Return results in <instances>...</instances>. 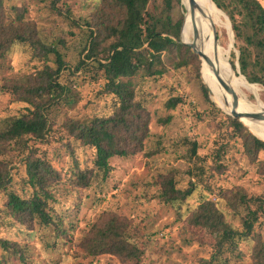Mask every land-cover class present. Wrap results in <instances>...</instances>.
<instances>
[{
	"label": "rangeland",
	"instance_id": "374dc122",
	"mask_svg": "<svg viewBox=\"0 0 264 264\" xmlns=\"http://www.w3.org/2000/svg\"><path fill=\"white\" fill-rule=\"evenodd\" d=\"M258 1L264 7V0ZM52 2L4 0L3 3L10 13L14 7H26L25 19L35 24L41 42L56 48L67 66L70 69L73 67L71 72L62 71L59 80L70 87L66 98L56 106L58 119L51 134L45 140L29 142L30 147H36L40 156L62 172L63 180L54 190V200L50 201L52 215L62 220L63 227L73 240L81 238L103 211L121 215L132 223L130 236L144 250L142 264H200L202 260L209 259L213 254L210 244L212 234L209 230L188 224L191 212L204 200H213L224 213L226 221L239 229L240 217L233 213L219 194L221 190L243 188L248 195H262L264 176L258 175L256 166L248 163L239 145L232 147L224 157L227 170L223 174L216 171L213 159L216 151L221 149V138H218L221 134L217 136L213 131V127L220 128V125L211 120L219 115L203 94L201 84H206L202 70L197 76L193 63L182 65L180 58L170 54L163 58L166 68L163 77L133 78L138 83L137 100L144 104L151 118V137L146 141L145 151L128 158H112V169L106 180L103 181L100 176L89 187L74 189L71 177L75 169L90 168L95 149L71 138L61 127V122L66 117L86 119L108 116L114 112L117 98L103 93L105 82L96 75L94 68H89L86 73L84 70L74 71L88 53L86 48L90 44L92 30L89 23L99 0H60L54 6ZM149 10L172 24L180 20L184 23L185 20L186 9L182 1L151 0ZM217 30L222 48L227 49L233 39L229 62L234 52V62L236 67L239 66V51L235 48L233 30L219 27ZM33 50L29 44L16 43L0 60V128L5 121L20 117L27 108H31L30 104L17 100L3 86L9 80L35 74L45 64L55 65L54 55L46 60L38 59ZM257 86L261 88L259 98L264 105V87ZM247 96L252 103H257L252 93ZM171 98L179 100L175 109L166 108ZM216 108L220 109L217 105ZM54 114L52 111L51 115ZM167 117L171 121L163 125L160 120ZM193 142L198 144V155L192 159L190 149ZM22 154L16 150L7 156L9 160L14 159L10 190L29 198L32 189L27 183L26 167L20 162ZM260 158L264 159V152H261ZM170 173H173L177 188L181 190L189 188L191 180L197 185L185 202L174 206L163 203L159 198V176ZM4 197L0 194V209ZM256 234L264 241V222L256 229ZM64 236L57 237L53 227H46L39 221H35L34 231H26L22 226L12 225L6 215L0 214V237L18 243L23 253H14L13 248L8 251L0 245V264H121L118 259L109 256H85L74 242L67 241ZM253 245L251 240H243L239 242L238 250L226 251L224 257L229 259V264H251Z\"/></svg>",
	"mask_w": 264,
	"mask_h": 264
},
{
	"label": "trees",
	"instance_id": "16d2710c",
	"mask_svg": "<svg viewBox=\"0 0 264 264\" xmlns=\"http://www.w3.org/2000/svg\"><path fill=\"white\" fill-rule=\"evenodd\" d=\"M44 2L45 0H38ZM60 0H53V6ZM181 3L182 0H177ZM151 0H99L91 15V41L86 48L88 53L75 66L74 71L94 68L96 75L105 84L103 93L117 98L114 112L103 117L86 119L67 118L61 127L71 138L83 146L95 149V158L90 168L77 167L73 174L74 189H84L91 182L102 177L106 180L111 172L110 160L115 157L128 158L145 151L150 133V113L137 100L138 83L133 78L157 79L166 71L164 56L175 55L180 64L195 65L197 76L201 73V60L189 46L179 43L183 20L177 24L165 21L149 10ZM230 19L234 33L235 48L239 51L238 64L241 74L254 85L264 87V7L258 0H213ZM0 0V60H3L17 43L29 44L38 58L55 56V65L45 64L35 74L19 80H9L3 87L10 90L17 100L31 105L20 117L5 121L0 128V194L5 197L1 215H6L12 225L34 231L35 221L46 227H53L55 235L64 236L74 242L85 256L98 258L109 256L121 264H142L144 250L130 236L132 223L117 213L103 211L89 226L81 238L73 240L68 236L61 219L52 215L50 201L54 200V190L63 180L62 172L57 170L37 148L29 146L31 140H45L52 132L58 114L56 106L66 98L69 85L62 84L61 74L73 71L63 60L61 53L53 46L44 45L33 22L25 19L26 7H14L10 13ZM235 53L231 63L235 69ZM63 71V72H62ZM206 100L219 115L211 120L220 128L213 131L221 134V149L216 151L214 163L216 171L223 174L227 170L224 157L232 147L240 150L249 164L256 166L257 174L264 176V141L256 137L238 118L225 114L209 100L206 85L201 84ZM177 98H171L166 108L175 109ZM52 111L55 113L52 114ZM218 119V120H216ZM163 125L171 118L160 120ZM30 137V139H26ZM263 138V137H261ZM264 139V138H263ZM12 143L15 145L13 146ZM15 146H20L16 148ZM217 146V145H216ZM23 152L21 160L26 167L27 183L32 196L25 198L10 190L12 184V163L8 159L11 152ZM197 142L192 143L191 158L196 157ZM204 171L201 172V175ZM196 176V175H195ZM159 198L163 203L174 206L182 203L195 191L196 182L190 187L177 188L173 173L160 174L158 179ZM219 197L240 217L241 228H233L224 213L213 200H204L190 214L187 222L211 232L210 244L213 254L200 264H229L224 257L226 251L238 250L239 242L251 240V264H264V241L256 234V229L264 222V194L251 196L243 188L221 190ZM0 245L14 253H22L16 242L0 237ZM22 257V256H21Z\"/></svg>",
	"mask_w": 264,
	"mask_h": 264
},
{
	"label": "bare ground",
	"instance_id": "6f19581e",
	"mask_svg": "<svg viewBox=\"0 0 264 264\" xmlns=\"http://www.w3.org/2000/svg\"><path fill=\"white\" fill-rule=\"evenodd\" d=\"M204 12L197 11V26L200 33L199 45L203 47L205 52L213 61L214 65L209 66L202 60V77L204 83L209 87L212 92V99L214 102L227 112L230 110L225 106V101L229 103L233 102L231 94L227 93L222 87L219 79L217 78V72L221 74L224 80H226L239 95V108L240 112H263L264 105L260 100L261 88L257 85L249 83L246 78L240 73L239 69H236L230 65L229 54L233 48V39L230 41L228 48H222L215 46L213 24L219 28H226L231 31L229 26V20L213 2V0H196ZM182 4L186 9L185 23L183 28V40L187 43H192L194 39V26L189 16V0H182ZM227 20H226V19ZM228 30V31H229ZM230 33V37H231ZM216 56V59L214 58ZM252 93L256 97L257 103H252L247 94ZM244 122L250 127V131L257 137L264 138V120L252 121L249 119H243ZM261 138V139H263ZM264 140V139H263Z\"/></svg>",
	"mask_w": 264,
	"mask_h": 264
},
{
	"label": "water",
	"instance_id": "95a60500",
	"mask_svg": "<svg viewBox=\"0 0 264 264\" xmlns=\"http://www.w3.org/2000/svg\"><path fill=\"white\" fill-rule=\"evenodd\" d=\"M197 11H201L204 12L203 7H201V5H199V3L196 0H189V16L191 19V22L193 23L194 26V39L192 43H187L183 40V28H184V23L182 26V30H181V38L179 40V43L185 46H189L192 51L198 55V57L201 60V70H202V60L206 62L207 65L209 66H213L214 63L211 60V58L208 56V54L205 52L204 48L199 45V40H200V33L198 30V26H197V17H196V12ZM228 20H229V26L230 29L232 30V26H231V22L229 17L227 16ZM213 32H214V42H215V46H218V42H219V34H218V30H217V26L215 25V23L213 24ZM217 55H214V58L216 59ZM217 61V59H216ZM237 68L240 71L239 66H237ZM241 73V72H240ZM217 74V78L219 79L222 87L224 88V90L231 94L233 97V102L229 103L227 100L225 101V106L227 108H229L230 110L227 112L226 110H224L223 108L219 107L213 100V102L223 111L225 112L227 115L232 116L233 118H238L240 120V122H242L246 127H248L249 130L250 127L244 122L243 119H249L252 121H263L264 120V113L263 112H240L238 110L239 108V101H240V97L239 95L235 92V90L233 89V87L226 81L223 79V77L221 76V74L219 72L216 73ZM210 95L212 96V92L209 89L208 86H206ZM256 136V135H255ZM257 137V136H256ZM259 138V137H258ZM261 139V138H259ZM262 141H264L263 139H261Z\"/></svg>",
	"mask_w": 264,
	"mask_h": 264
}]
</instances>
